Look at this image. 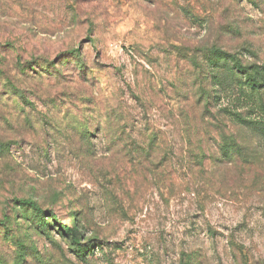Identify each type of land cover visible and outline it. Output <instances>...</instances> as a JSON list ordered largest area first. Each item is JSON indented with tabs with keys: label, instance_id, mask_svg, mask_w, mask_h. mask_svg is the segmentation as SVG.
<instances>
[{
	"label": "rangeland",
	"instance_id": "374dc122",
	"mask_svg": "<svg viewBox=\"0 0 264 264\" xmlns=\"http://www.w3.org/2000/svg\"><path fill=\"white\" fill-rule=\"evenodd\" d=\"M0 40L27 102L0 104L11 115L0 119V264H264V139L223 113L214 134L226 125L249 162L220 169L214 187L212 170L186 160V128L213 87L207 51L264 64V0H0ZM213 88L214 113L261 118L238 89ZM153 137L152 157L137 152ZM15 198L63 224L77 214L93 254L48 237Z\"/></svg>",
	"mask_w": 264,
	"mask_h": 264
},
{
	"label": "trees",
	"instance_id": "16d2710c",
	"mask_svg": "<svg viewBox=\"0 0 264 264\" xmlns=\"http://www.w3.org/2000/svg\"><path fill=\"white\" fill-rule=\"evenodd\" d=\"M91 42H93V40H91ZM2 43L3 42L0 40V48H2V46L6 47V45ZM7 46L11 47L9 53L14 51V47L11 45ZM1 55L0 52V56ZM75 55L76 53L73 56ZM16 58H19V56L17 55ZM205 63L213 87L218 86L226 92L231 88L233 90L238 89L242 94L246 95V99L250 100L254 104L258 113L261 114L260 119L248 120L238 112L225 109L214 113L212 108L215 106L214 100L216 96L214 93L216 88H209V86L202 88V99H204L203 101L205 104L204 113L201 121L197 119V116L193 113V121L192 123H189L187 126L188 128H186V135L188 137V140H186L187 147L188 151H190L186 160L188 165L191 168L200 171L203 177L207 174L210 176V170H212L211 175L214 180L210 179L209 182L215 187L218 183L220 169L225 168L226 166L228 167L237 161L240 162L241 160L244 163H247L252 155L251 148L248 145L239 143L235 138V134L229 135L226 133V125L217 127L219 133L214 134V132H216L214 130V125L216 123L214 122L215 120L218 122V117L221 116L226 120L227 118L224 116L225 114L231 119V122H233L231 124L229 123L232 128L237 130H239V128L251 129L256 135L264 139V64L245 63L237 53H232L219 47H212L207 51ZM3 65L5 66L0 58V104L3 103V100L14 101V99L16 103H27L22 98L18 87L10 88L7 78L5 77V72L1 68ZM53 68L52 65L49 66L47 63L46 68L43 71L51 73ZM2 83H5L7 86H2ZM2 89L5 90V94H3L4 92L1 93ZM7 95L8 97H6ZM18 103L17 106L19 105ZM3 109L4 108L2 107L0 108V119L5 122V124H10L11 115L5 114ZM256 110H254V112ZM256 117L259 118V116ZM206 126L211 128L213 133L208 132ZM104 131H109L108 134H111L109 129L102 130V132ZM112 143L113 146H117L114 144L115 142ZM156 145L157 139L156 137H153L145 146H138L137 152H140L144 156L152 157ZM6 148L7 146L4 143V140L0 138V152L6 150ZM243 181L245 180L243 179ZM227 185H230V182H228ZM13 202L18 204V206L24 210L30 211L36 218H38L37 226L41 228L43 233L47 234L48 237H53L52 234L47 232L49 229L61 233V235L67 239L68 242L66 243L72 247V250L82 261L87 260L89 256L93 254V251H90L87 248V245H84L81 242V223L77 214L70 217L73 219L72 224H63L55 212L45 210L32 199L15 198ZM15 212H18V210ZM6 227L7 226L3 229L5 230ZM190 258L191 256L188 257V259Z\"/></svg>",
	"mask_w": 264,
	"mask_h": 264
}]
</instances>
